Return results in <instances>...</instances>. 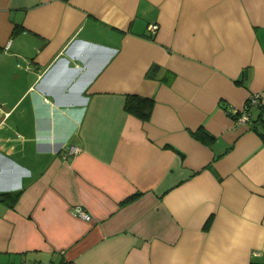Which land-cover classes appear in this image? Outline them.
<instances>
[{
	"label": "crops",
	"instance_id": "obj_1",
	"mask_svg": "<svg viewBox=\"0 0 264 264\" xmlns=\"http://www.w3.org/2000/svg\"><path fill=\"white\" fill-rule=\"evenodd\" d=\"M1 192L0 264H264V0H0Z\"/></svg>",
	"mask_w": 264,
	"mask_h": 264
},
{
	"label": "trees",
	"instance_id": "obj_2",
	"mask_svg": "<svg viewBox=\"0 0 264 264\" xmlns=\"http://www.w3.org/2000/svg\"><path fill=\"white\" fill-rule=\"evenodd\" d=\"M250 96L248 98H250ZM153 103L154 101L151 97L137 95V94H128L126 96L124 106L128 112L138 116L142 120H147L150 117ZM252 105L253 104H249L247 109L249 110V107H251ZM230 115H232V117L235 118L237 117L238 112L231 113ZM258 122H259L258 120L257 121L251 120L252 127L257 129V126L262 125L260 123L261 121L259 122V125L256 124ZM16 196H17L16 192H1L0 201H7L8 198L15 199Z\"/></svg>",
	"mask_w": 264,
	"mask_h": 264
},
{
	"label": "built area",
	"instance_id": "obj_3",
	"mask_svg": "<svg viewBox=\"0 0 264 264\" xmlns=\"http://www.w3.org/2000/svg\"><path fill=\"white\" fill-rule=\"evenodd\" d=\"M148 28L154 32L158 29V24L155 22H151L148 24ZM259 102V93L258 94H253L248 98L244 106L238 110V109H229V113H236L238 112V115L236 117V120L240 122H247L249 120V112H248V106L249 104H257ZM78 150L77 147H72L69 152H76ZM76 212L80 215L83 216L86 219L90 218V215L87 214L82 208L76 207ZM20 264H50L49 261H39L36 263H31V262H22Z\"/></svg>",
	"mask_w": 264,
	"mask_h": 264
}]
</instances>
